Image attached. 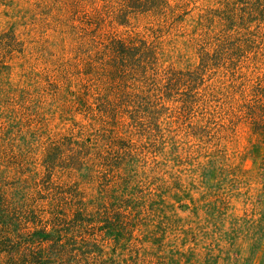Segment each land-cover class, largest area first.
I'll return each mask as SVG.
<instances>
[{"label": "rangeland", "instance_id": "obj_1", "mask_svg": "<svg viewBox=\"0 0 264 264\" xmlns=\"http://www.w3.org/2000/svg\"><path fill=\"white\" fill-rule=\"evenodd\" d=\"M0 264H264V0H0Z\"/></svg>", "mask_w": 264, "mask_h": 264}]
</instances>
